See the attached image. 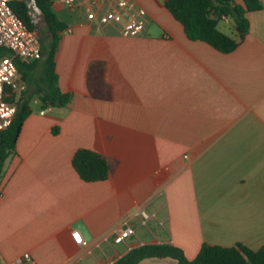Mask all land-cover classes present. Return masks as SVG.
<instances>
[{
    "label": "crops",
    "instance_id": "1",
    "mask_svg": "<svg viewBox=\"0 0 264 264\" xmlns=\"http://www.w3.org/2000/svg\"><path fill=\"white\" fill-rule=\"evenodd\" d=\"M259 1L261 9L246 13L248 33L224 53L190 40L166 0H126V15L145 23L137 36L116 24L98 29L83 10L52 0L67 25L55 52L57 86L71 99L42 108L36 91L46 88L43 58L20 62L28 81L18 96L29 99L32 113L2 165L0 263L29 252L36 264H112L148 243L174 244L188 259L203 243L264 245ZM229 35L236 37L235 29ZM97 60L105 62L108 100L87 89L88 67ZM82 148L114 157L118 166L104 180L84 181L72 166ZM124 227L130 236L114 243ZM138 264L177 263L149 257Z\"/></svg>",
    "mask_w": 264,
    "mask_h": 264
},
{
    "label": "trees",
    "instance_id": "2",
    "mask_svg": "<svg viewBox=\"0 0 264 264\" xmlns=\"http://www.w3.org/2000/svg\"><path fill=\"white\" fill-rule=\"evenodd\" d=\"M48 21L52 37L40 38L44 62V72L41 82L46 88L36 91L42 108L49 106H64L70 99V93L61 92L57 86L58 75L55 67V52L66 23L52 9V0H36ZM243 5L233 0H166L165 7L179 21L190 40L205 41L221 52L234 50L249 31V21L246 13L262 8L259 0H243ZM13 9L30 30L35 25L25 3L16 0ZM224 17H230L234 22L236 37L222 31L218 24ZM9 51L0 47V57L8 55ZM37 59V60H39ZM34 60L32 62H35ZM31 63V62H30ZM21 64H25L21 62ZM19 60L16 65L21 77V85L27 80V74L21 69ZM105 62L94 61L88 67L86 84L89 93L98 99L111 98V88L104 77ZM39 83V82H38ZM6 100L14 102L16 113L10 126L0 132V176L6 156L15 148V143L25 119L32 113L29 99L18 96L17 90L7 89ZM54 130H57L54 128ZM72 166L84 181L104 180L118 166V160L89 149H78L72 157ZM149 257L172 258L177 264H264V245L252 249L242 243L234 246H220L203 243L197 255L188 259L184 251L171 243H148L131 248L112 264H138Z\"/></svg>",
    "mask_w": 264,
    "mask_h": 264
},
{
    "label": "built area",
    "instance_id": "3",
    "mask_svg": "<svg viewBox=\"0 0 264 264\" xmlns=\"http://www.w3.org/2000/svg\"><path fill=\"white\" fill-rule=\"evenodd\" d=\"M16 0H0V47L9 51L8 55L0 57V132L7 129L16 113V104L6 100L7 89L18 90L21 77L16 60L30 63L41 57L42 44L35 30H30L13 9ZM70 10H83L87 20L98 29L107 25H119L125 36H137L145 30V23L137 16L126 15L128 4L126 0H118L115 4L104 6L103 0H59ZM71 31V29H67ZM142 220L149 218L141 211ZM130 227L120 228L113 237L114 243H122L131 234ZM72 237L78 244L85 241L77 230L72 231ZM0 264H36L29 252H24L10 262Z\"/></svg>",
    "mask_w": 264,
    "mask_h": 264
},
{
    "label": "water",
    "instance_id": "4",
    "mask_svg": "<svg viewBox=\"0 0 264 264\" xmlns=\"http://www.w3.org/2000/svg\"><path fill=\"white\" fill-rule=\"evenodd\" d=\"M25 3L28 12L31 16V20L35 25V31L39 38L49 35V38L52 37V32L48 28V21L45 13L39 7L36 0H21Z\"/></svg>",
    "mask_w": 264,
    "mask_h": 264
},
{
    "label": "rangeland",
    "instance_id": "5",
    "mask_svg": "<svg viewBox=\"0 0 264 264\" xmlns=\"http://www.w3.org/2000/svg\"><path fill=\"white\" fill-rule=\"evenodd\" d=\"M233 20H231V23L230 24H226L224 21H220L219 23V28L222 30V31H225L229 34H233L234 33V29H233ZM44 37H47V36H44ZM19 91V89L17 90V92ZM31 106L33 108H36L37 110L39 109V105H37L35 102H32L31 103Z\"/></svg>",
    "mask_w": 264,
    "mask_h": 264
}]
</instances>
